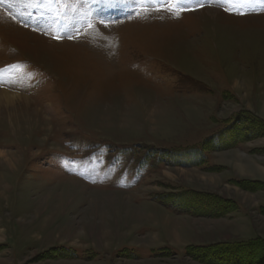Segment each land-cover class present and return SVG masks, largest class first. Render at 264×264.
Segmentation results:
<instances>
[{"label": "rangeland", "instance_id": "obj_1", "mask_svg": "<svg viewBox=\"0 0 264 264\" xmlns=\"http://www.w3.org/2000/svg\"><path fill=\"white\" fill-rule=\"evenodd\" d=\"M0 2V261L264 264V0Z\"/></svg>", "mask_w": 264, "mask_h": 264}, {"label": "trees", "instance_id": "obj_2", "mask_svg": "<svg viewBox=\"0 0 264 264\" xmlns=\"http://www.w3.org/2000/svg\"><path fill=\"white\" fill-rule=\"evenodd\" d=\"M217 137H219V136H217ZM211 144H213L212 141H211ZM215 144H220V141L216 142L215 139H214V145ZM203 149H204V147H203ZM166 204H167L168 208L174 210L175 212H178V213H189L190 212V208H189L190 206H189V203H188V201L186 199L177 197L175 199H172V201L166 202ZM236 257L238 258L237 260L240 259V260L244 261V256H239L238 257V255H237ZM226 261H229V259L226 260ZM207 264H209V263H207Z\"/></svg>", "mask_w": 264, "mask_h": 264}, {"label": "bare ground", "instance_id": "obj_3", "mask_svg": "<svg viewBox=\"0 0 264 264\" xmlns=\"http://www.w3.org/2000/svg\"><path fill=\"white\" fill-rule=\"evenodd\" d=\"M258 35V34H257ZM253 43V41L251 42V44ZM256 43H254V45H255ZM253 45V44H252ZM249 46V45H248ZM185 47V46H184ZM179 52H181V51H179ZM189 62V61H188ZM189 64V63H188ZM198 67V66H197ZM5 97L7 98V99H10V96H8V95H5ZM12 98V97H11ZM10 101V100H9ZM98 112V111H97ZM2 155V154H1ZM5 155V154H4ZM134 216V215H133ZM135 217H138L139 218V216L136 214L135 216H134V218ZM136 219V218H135ZM5 262L4 261H0V264H4Z\"/></svg>", "mask_w": 264, "mask_h": 264}, {"label": "crops", "instance_id": "obj_4", "mask_svg": "<svg viewBox=\"0 0 264 264\" xmlns=\"http://www.w3.org/2000/svg\"><path fill=\"white\" fill-rule=\"evenodd\" d=\"M1 247V246H0Z\"/></svg>", "mask_w": 264, "mask_h": 264}]
</instances>
